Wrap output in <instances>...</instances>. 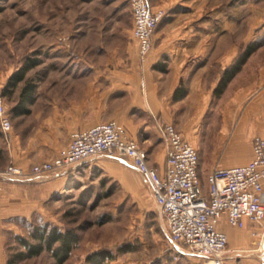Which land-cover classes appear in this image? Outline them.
<instances>
[{
	"label": "crops",
	"instance_id": "obj_1",
	"mask_svg": "<svg viewBox=\"0 0 264 264\" xmlns=\"http://www.w3.org/2000/svg\"><path fill=\"white\" fill-rule=\"evenodd\" d=\"M122 1L128 2L115 5L114 21L95 33L94 44L92 33H76L72 40L79 44L52 48L58 54L55 61L32 65V83L16 101L17 112L9 113L11 129L5 133L0 128V154L7 165L28 171L33 163L57 155L74 131L108 120L138 142L148 164L160 173L166 160L160 130L164 123H171L195 146L198 175L205 176V182L214 166L248 162L252 138L264 135V42L217 93L237 52L217 45V33L194 28L200 21V4L195 1L186 11L182 33H153L151 48L141 60L132 36V14L127 27L118 20ZM148 2L152 10L162 6ZM23 107L29 112H21ZM26 130L30 136L22 141L19 133ZM64 176L55 171L47 177L0 178V256L6 261L49 251L18 258L16 252H25V246L7 238L11 232L19 236L24 222L29 226L33 217L45 214L49 193ZM217 227L227 236L222 255L226 264H264V220L257 224L244 218L243 226L236 227L222 215Z\"/></svg>",
	"mask_w": 264,
	"mask_h": 264
},
{
	"label": "rangeland",
	"instance_id": "obj_2",
	"mask_svg": "<svg viewBox=\"0 0 264 264\" xmlns=\"http://www.w3.org/2000/svg\"><path fill=\"white\" fill-rule=\"evenodd\" d=\"M152 1L162 4L153 11L164 10L154 33H182L186 11L196 1L201 16L194 28L201 29V33H217V45L222 49L231 47L238 56L248 43L264 37V0ZM118 3L120 0H0V95L9 113L21 97L23 86L32 83L34 71L32 66L27 68L24 79L14 87L7 84L9 77L25 63L55 61L58 54L52 48L79 44L72 40L76 33H92L94 44L95 33H102L103 25L114 21ZM121 8L118 20L127 27L131 20L128 2L122 1ZM19 136L24 141L30 135L26 130ZM3 155L0 164L4 166L0 169L7 165ZM65 174L50 191L45 214L33 217L29 226L24 222L19 232L31 239L34 228L42 225L61 231L72 229L77 234V245L61 264H91L86 257L97 250L111 253V258L105 260L108 264H211L182 253L169 240L165 218L149 188L124 161L100 157ZM200 179L206 187L205 176L200 175ZM7 240L15 243L17 238L11 232ZM0 264L56 262L49 250L10 263L0 256Z\"/></svg>",
	"mask_w": 264,
	"mask_h": 264
},
{
	"label": "built area",
	"instance_id": "obj_3",
	"mask_svg": "<svg viewBox=\"0 0 264 264\" xmlns=\"http://www.w3.org/2000/svg\"><path fill=\"white\" fill-rule=\"evenodd\" d=\"M133 19L132 36L142 60L151 48V38L163 9L151 10L148 0H128ZM12 127L9 111L0 95V128ZM165 142V169L160 173L147 162L146 151L127 136L114 120L103 121L70 134V140L57 155L33 163L26 171L9 164L1 177H47L55 171L68 172L92 159L108 157L124 161L142 177L166 223L169 240L189 256L207 263L226 264L222 259L226 234L217 227L224 215L228 224L243 226L248 218L264 220V135L252 138V158L241 165L215 166L206 178L198 175L197 149L171 124L160 127Z\"/></svg>",
	"mask_w": 264,
	"mask_h": 264
},
{
	"label": "trees",
	"instance_id": "obj_4",
	"mask_svg": "<svg viewBox=\"0 0 264 264\" xmlns=\"http://www.w3.org/2000/svg\"><path fill=\"white\" fill-rule=\"evenodd\" d=\"M264 42V37H262L258 41H252L246 45L244 49L241 50V52L238 54L236 61L234 64L227 68L222 75L219 84L217 88L215 89L217 93H220L224 86L226 85V82L229 80V78L238 71L241 64H243L247 58L251 55V53L257 48V46L261 45ZM35 61H31L28 63H25L22 65V68H19L15 73H13L8 81L7 84L11 87H14L19 81L24 79L25 76V70L29 67H31ZM28 89V85H24L20 96L22 97L25 90ZM20 97V98H21ZM18 104L14 105L11 109V112L14 114L18 110ZM20 107V106H19ZM21 112H29L26 108H21ZM18 242L23 244L26 248L25 252L19 251L16 252V256L18 258L22 257H30L36 254H39L41 250H51L52 256L55 258L56 264L64 263L69 254L71 253L72 249L75 245H77V234L72 230L68 229L65 231H61L60 229L56 227H51L48 229L47 225H42L39 227L34 228L31 239L25 238L23 236H17L16 237ZM111 253L106 250H97L94 252H91L87 255L86 259L88 263L91 264H108V261H105L106 259L111 258ZM8 263H10V260H8Z\"/></svg>",
	"mask_w": 264,
	"mask_h": 264
}]
</instances>
